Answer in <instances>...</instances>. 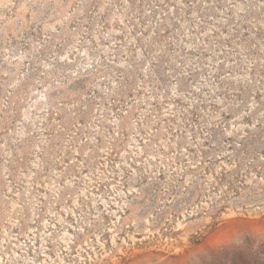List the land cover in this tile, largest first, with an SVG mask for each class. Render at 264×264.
<instances>
[{
	"label": "rangeland",
	"instance_id": "1",
	"mask_svg": "<svg viewBox=\"0 0 264 264\" xmlns=\"http://www.w3.org/2000/svg\"><path fill=\"white\" fill-rule=\"evenodd\" d=\"M0 264H264V0H0Z\"/></svg>",
	"mask_w": 264,
	"mask_h": 264
}]
</instances>
